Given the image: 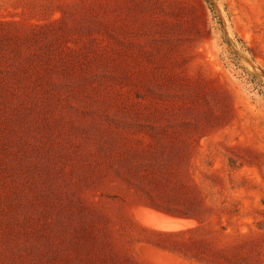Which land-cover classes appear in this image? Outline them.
<instances>
[{"label": "rangeland", "instance_id": "1", "mask_svg": "<svg viewBox=\"0 0 264 264\" xmlns=\"http://www.w3.org/2000/svg\"><path fill=\"white\" fill-rule=\"evenodd\" d=\"M145 201L264 264V0H0V264H191Z\"/></svg>", "mask_w": 264, "mask_h": 264}, {"label": "trees", "instance_id": "2", "mask_svg": "<svg viewBox=\"0 0 264 264\" xmlns=\"http://www.w3.org/2000/svg\"><path fill=\"white\" fill-rule=\"evenodd\" d=\"M208 1V0H207ZM137 204H144L148 205L152 208L160 210L164 213L169 215L183 217V218H192L198 222L195 227L189 228L187 230L182 231H175V232H166V231H158V230H151L148 228H144L142 226H138L139 229L146 234L153 236V237H145L140 239V241H144L154 247L162 249L164 251H168L170 253L176 254L181 258L189 261L191 264H207L210 263L208 257L206 255H202L201 257L195 256L194 249H187L186 243L189 241H193L194 244L197 243H204L205 241H209L212 239V235H223V237H227L226 227L221 224L220 220L218 223L213 222L212 217L216 215L218 219L220 216L215 214L213 211L214 209H204V212H183V211H176L165 208L158 204H154L151 202H138ZM216 224H218L219 228L217 229ZM199 234V235H198ZM199 240H195L196 238ZM214 237V236H213ZM195 238V239H194ZM175 240L177 244H171L170 241ZM133 257L138 260L142 264H150L146 260L142 259L138 256V254L133 253Z\"/></svg>", "mask_w": 264, "mask_h": 264}, {"label": "water", "instance_id": "3", "mask_svg": "<svg viewBox=\"0 0 264 264\" xmlns=\"http://www.w3.org/2000/svg\"><path fill=\"white\" fill-rule=\"evenodd\" d=\"M163 213V212H162ZM165 216L170 217L171 219H184V220H194L192 218H183V217H178V216H173V215H169L164 213ZM174 224H176L175 222H173ZM178 223V222H177ZM177 225V224H176Z\"/></svg>", "mask_w": 264, "mask_h": 264}, {"label": "bare ground", "instance_id": "4", "mask_svg": "<svg viewBox=\"0 0 264 264\" xmlns=\"http://www.w3.org/2000/svg\"><path fill=\"white\" fill-rule=\"evenodd\" d=\"M183 223V222H182ZM186 224V223H185ZM176 225V224H175ZM187 225V224H186ZM179 226V225H178ZM175 227V226H174ZM177 227V226H176ZM181 227V226H180ZM174 229V228H173Z\"/></svg>", "mask_w": 264, "mask_h": 264}]
</instances>
